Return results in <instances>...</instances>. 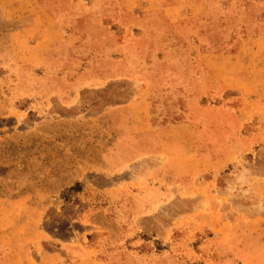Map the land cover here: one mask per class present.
I'll return each mask as SVG.
<instances>
[{"label": "rangeland", "instance_id": "374dc122", "mask_svg": "<svg viewBox=\"0 0 264 264\" xmlns=\"http://www.w3.org/2000/svg\"><path fill=\"white\" fill-rule=\"evenodd\" d=\"M1 5L0 264H264V0Z\"/></svg>", "mask_w": 264, "mask_h": 264}, {"label": "crops", "instance_id": "0c3cea01", "mask_svg": "<svg viewBox=\"0 0 264 264\" xmlns=\"http://www.w3.org/2000/svg\"><path fill=\"white\" fill-rule=\"evenodd\" d=\"M0 1L2 4L1 7L5 8L6 11L13 13V15H17L19 17L20 16L22 17V16H24V14L27 11H29L30 7L37 0H10L8 3H5L2 0H0ZM199 2L200 1H197L196 3H199ZM37 19H39V16H34L33 18L29 19V25L27 26V28L25 30V35H22V37H26L30 34H33L34 32L37 33L36 41L28 49L27 55H31V53L36 54L37 55V62H39V64H40L46 57L53 55V54H57L61 51L62 39L60 37V31L54 22H47L46 24H42V25H33L32 22L34 23ZM15 35H18V34H16V33L14 34V32H13V36H15ZM241 52H242V49L240 47H238L237 45H235V51L233 54H220V55H217L216 57L223 58L227 61H231V64L235 65V68H236L237 64H241V61H239L237 58ZM256 67H255V69H256ZM220 73L211 72V74H210L211 78L210 77L209 78H203V79H200L199 82H202L203 85L205 83L208 84L209 79H210L211 80L210 82L212 84H214L213 86L219 87V85H220L221 87L223 86L225 89L230 88V87L233 88L234 86H237V87L243 86V82L238 81V77L236 75L232 76L233 81H228L227 80L228 76L224 77L221 75V77H219ZM252 80H254V79H252ZM248 81H250V78H248ZM253 82H255V81H253ZM251 84H253V86L256 87L252 94L264 92V89L258 88L259 86L256 85V83H251ZM242 93L247 94L244 90L242 91ZM203 94H204V92H202L199 95L202 96ZM146 97H147L146 90H141L138 92L137 98L135 100H133V102L131 101L125 105V107L128 106L127 107L128 109H130L133 106H135L136 108H139V106H136V105L143 106V109L140 108L141 110L139 111L140 112L139 113V120L141 122H144V121L146 122V119H145L146 118L145 117L146 116V107L145 106H146V99H147ZM134 103H135V105H133ZM137 115H138V113H137ZM135 126L136 127L139 126L140 127L139 130H141V131L142 130H148V128H149L147 125H145V126L143 125V127H142V126L137 124ZM200 161L202 162V164L206 162L205 159H203V158ZM175 171L178 172L179 174L189 173L188 171L183 170L182 167L179 168V166H177Z\"/></svg>", "mask_w": 264, "mask_h": 264}, {"label": "trees", "instance_id": "16d2710c", "mask_svg": "<svg viewBox=\"0 0 264 264\" xmlns=\"http://www.w3.org/2000/svg\"><path fill=\"white\" fill-rule=\"evenodd\" d=\"M72 190H74V191H78V190H80V186H79V184L77 183L74 187H72L71 188Z\"/></svg>", "mask_w": 264, "mask_h": 264}]
</instances>
